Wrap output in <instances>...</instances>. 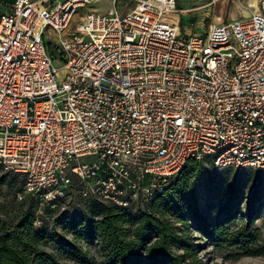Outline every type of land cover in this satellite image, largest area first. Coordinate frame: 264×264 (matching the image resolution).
I'll return each instance as SVG.
<instances>
[{
    "label": "built area",
    "instance_id": "1",
    "mask_svg": "<svg viewBox=\"0 0 264 264\" xmlns=\"http://www.w3.org/2000/svg\"><path fill=\"white\" fill-rule=\"evenodd\" d=\"M92 1L0 2V166L25 194L55 202L74 177L125 206L190 159L264 168V0L201 34L177 0L78 17Z\"/></svg>",
    "mask_w": 264,
    "mask_h": 264
},
{
    "label": "rangeland",
    "instance_id": "2",
    "mask_svg": "<svg viewBox=\"0 0 264 264\" xmlns=\"http://www.w3.org/2000/svg\"><path fill=\"white\" fill-rule=\"evenodd\" d=\"M134 4L135 0H93L79 10L78 17L89 12L105 14L112 8L125 12ZM177 7L181 29L192 34L204 33L213 23L248 17L254 9L247 0H177ZM196 179L194 187L180 199L184 213L169 218L192 239L200 264H264V168H219L208 156L199 161ZM148 204L127 198L125 206H117L74 177L63 198L44 201L25 194L22 177L0 166V218L10 225L22 214H32L34 221H41L33 226L49 234L43 248L63 264H77L71 247H80L93 264H104L100 238H87L83 227L98 221L104 207L116 206L131 216L147 210ZM216 224L224 229L220 234L209 229ZM244 228H249L246 235ZM257 247L262 248L261 254L247 253Z\"/></svg>",
    "mask_w": 264,
    "mask_h": 264
},
{
    "label": "trees",
    "instance_id": "3",
    "mask_svg": "<svg viewBox=\"0 0 264 264\" xmlns=\"http://www.w3.org/2000/svg\"><path fill=\"white\" fill-rule=\"evenodd\" d=\"M198 172L199 161L190 159L163 192L149 201L147 210L127 216L119 207L107 206L98 221L84 226L87 238H100L104 264H200L192 239L169 218L184 213L180 199L194 187ZM33 223L30 213L22 214L10 225L0 218V264H63L43 248L49 234L36 229ZM221 228L219 224L209 226L216 234ZM248 231L243 229L245 235ZM70 250L77 264H93L80 247ZM262 252L261 247L247 251L253 255Z\"/></svg>",
    "mask_w": 264,
    "mask_h": 264
},
{
    "label": "bare ground",
    "instance_id": "4",
    "mask_svg": "<svg viewBox=\"0 0 264 264\" xmlns=\"http://www.w3.org/2000/svg\"><path fill=\"white\" fill-rule=\"evenodd\" d=\"M254 2H255V0H247V4L249 6H253Z\"/></svg>",
    "mask_w": 264,
    "mask_h": 264
},
{
    "label": "crops",
    "instance_id": "5",
    "mask_svg": "<svg viewBox=\"0 0 264 264\" xmlns=\"http://www.w3.org/2000/svg\"><path fill=\"white\" fill-rule=\"evenodd\" d=\"M3 1V0H0V2ZM13 0H10V3L12 2ZM4 2V1H3ZM248 5V4H247ZM249 6V5H248ZM250 7H253L254 9L256 8V4L255 6H250Z\"/></svg>",
    "mask_w": 264,
    "mask_h": 264
}]
</instances>
